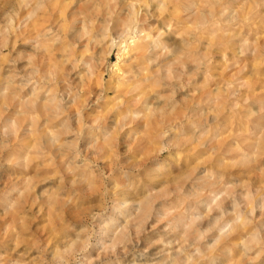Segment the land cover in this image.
Returning a JSON list of instances; mask_svg holds the SVG:
<instances>
[{"label": "clouds", "instance_id": "9594fccd", "mask_svg": "<svg viewBox=\"0 0 264 264\" xmlns=\"http://www.w3.org/2000/svg\"><path fill=\"white\" fill-rule=\"evenodd\" d=\"M0 264H264V0H0Z\"/></svg>", "mask_w": 264, "mask_h": 264}, {"label": "rangeland", "instance_id": "374dc122", "mask_svg": "<svg viewBox=\"0 0 264 264\" xmlns=\"http://www.w3.org/2000/svg\"><path fill=\"white\" fill-rule=\"evenodd\" d=\"M109 62L112 63V64H115V63H116V56H115V54H113V55L110 57ZM107 79H108V77L105 76V80H107ZM92 90H93L94 93L98 91L97 88H93ZM93 98H94V97H93Z\"/></svg>", "mask_w": 264, "mask_h": 264}]
</instances>
